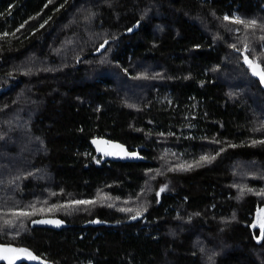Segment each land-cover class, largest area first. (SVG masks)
<instances>
[{"label": "trees", "instance_id": "16d2710c", "mask_svg": "<svg viewBox=\"0 0 264 264\" xmlns=\"http://www.w3.org/2000/svg\"><path fill=\"white\" fill-rule=\"evenodd\" d=\"M249 62L264 0H0V264H264Z\"/></svg>", "mask_w": 264, "mask_h": 264}, {"label": "water", "instance_id": "95a60500", "mask_svg": "<svg viewBox=\"0 0 264 264\" xmlns=\"http://www.w3.org/2000/svg\"><path fill=\"white\" fill-rule=\"evenodd\" d=\"M135 29L132 28L126 32V34L134 33ZM104 49L102 45L95 54L100 53ZM264 89V82H263ZM90 146L98 156H102L104 159L111 162L120 163H136L144 162L145 159L139 154L138 150H128L127 147L120 142L108 140L104 137H93L90 139ZM264 212V209H263ZM137 218H134L135 222ZM44 221V222H40ZM31 228L47 227L50 229L58 230L61 227V222L54 218H40L33 220L30 223ZM259 227L264 229V220L261 221ZM0 256L4 259H12L11 256L3 249H0ZM14 258V257H13Z\"/></svg>", "mask_w": 264, "mask_h": 264}, {"label": "rangeland", "instance_id": "374dc122", "mask_svg": "<svg viewBox=\"0 0 264 264\" xmlns=\"http://www.w3.org/2000/svg\"><path fill=\"white\" fill-rule=\"evenodd\" d=\"M179 186L178 179L175 177H168L164 182L161 184V191L169 192L176 189Z\"/></svg>", "mask_w": 264, "mask_h": 264}, {"label": "snow or ice", "instance_id": "6c2138e0", "mask_svg": "<svg viewBox=\"0 0 264 264\" xmlns=\"http://www.w3.org/2000/svg\"><path fill=\"white\" fill-rule=\"evenodd\" d=\"M237 22H238V21H237ZM246 62H248V61H247V58H246ZM249 66L252 67V69H253V73L256 74V75H259L260 78H261V80L264 81V69L257 70V67L251 65L250 62H249ZM40 222H44V221H40ZM29 255H30V253H29Z\"/></svg>", "mask_w": 264, "mask_h": 264}, {"label": "flooded vegetation", "instance_id": "af4514ba", "mask_svg": "<svg viewBox=\"0 0 264 264\" xmlns=\"http://www.w3.org/2000/svg\"><path fill=\"white\" fill-rule=\"evenodd\" d=\"M263 220V217L260 219V221Z\"/></svg>", "mask_w": 264, "mask_h": 264}]
</instances>
